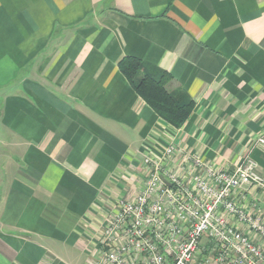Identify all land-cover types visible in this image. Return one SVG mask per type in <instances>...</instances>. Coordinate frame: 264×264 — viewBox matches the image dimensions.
Masks as SVG:
<instances>
[{
    "label": "crops",
    "instance_id": "1",
    "mask_svg": "<svg viewBox=\"0 0 264 264\" xmlns=\"http://www.w3.org/2000/svg\"><path fill=\"white\" fill-rule=\"evenodd\" d=\"M125 56L195 101L182 127ZM263 132L264 0H0V264H87L146 155L173 144L233 167ZM250 153L264 175V146Z\"/></svg>",
    "mask_w": 264,
    "mask_h": 264
},
{
    "label": "built area",
    "instance_id": "2",
    "mask_svg": "<svg viewBox=\"0 0 264 264\" xmlns=\"http://www.w3.org/2000/svg\"><path fill=\"white\" fill-rule=\"evenodd\" d=\"M255 146H264V132L233 167L196 152L181 156L173 144L146 155L142 189L118 201L87 264H264V175L250 153ZM177 158L180 170L171 169Z\"/></svg>",
    "mask_w": 264,
    "mask_h": 264
},
{
    "label": "trees",
    "instance_id": "3",
    "mask_svg": "<svg viewBox=\"0 0 264 264\" xmlns=\"http://www.w3.org/2000/svg\"><path fill=\"white\" fill-rule=\"evenodd\" d=\"M119 69L139 96L167 124L180 128L192 114L195 101L184 91L171 92L167 84L172 75L156 66L144 63L134 56H125Z\"/></svg>",
    "mask_w": 264,
    "mask_h": 264
}]
</instances>
